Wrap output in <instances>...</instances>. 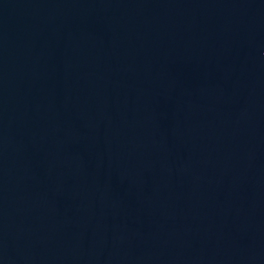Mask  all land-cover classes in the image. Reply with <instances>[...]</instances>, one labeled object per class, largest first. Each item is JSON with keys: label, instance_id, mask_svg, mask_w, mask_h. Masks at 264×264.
<instances>
[{"label": "water", "instance_id": "1", "mask_svg": "<svg viewBox=\"0 0 264 264\" xmlns=\"http://www.w3.org/2000/svg\"><path fill=\"white\" fill-rule=\"evenodd\" d=\"M0 264H264V0H0Z\"/></svg>", "mask_w": 264, "mask_h": 264}]
</instances>
